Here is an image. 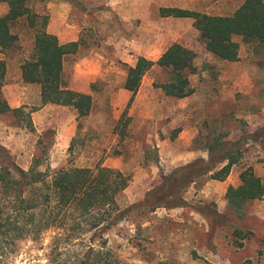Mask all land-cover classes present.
Returning a JSON list of instances; mask_svg holds the SVG:
<instances>
[{
	"label": "rangeland",
	"instance_id": "obj_1",
	"mask_svg": "<svg viewBox=\"0 0 264 264\" xmlns=\"http://www.w3.org/2000/svg\"><path fill=\"white\" fill-rule=\"evenodd\" d=\"M35 1L31 0L35 11L42 14L49 13L52 1L71 7L70 21L81 28L79 40L84 42L77 54L66 59L65 80L70 88L92 94L94 109L79 122L72 108L52 107L46 114L35 115L33 130L12 115H1L0 154L7 150L25 170L40 156L43 172L97 165L119 169L131 176L119 196L125 209L142 202L162 174L199 158L209 159L205 147L216 140L237 146L233 152L237 163L225 181L211 175L198 179L182 194L183 207L154 212L135 209L107 232L108 247L123 264H243L248 259L264 264V201H250L236 210L226 199L228 187L239 186L240 174L247 168L264 181V55L257 56L238 36L234 40L239 44V59L220 60L206 50L192 19L177 24L161 20L162 29L174 32L160 36L164 45L180 43L196 53L197 71L190 77L194 93L184 99L166 96L154 87L164 78L156 68L143 78L127 108L132 97L123 89L130 66L127 58L134 63L140 56L157 60L159 54L150 50L149 35L137 32L141 21H125L106 5L108 0H82L85 11L64 0ZM243 2L177 0L179 8L215 16L233 15ZM159 14L158 9H149L151 18ZM14 32L20 36L21 50L7 56L9 82L21 84L20 62L32 54L33 33L23 24L16 25ZM25 86L30 103L26 111L35 113L42 106L40 87ZM253 134L255 139L249 137ZM42 137L43 155L38 149ZM73 138L77 142L70 150ZM75 244L67 248L85 250ZM48 254L31 242L21 243L9 263L53 264Z\"/></svg>",
	"mask_w": 264,
	"mask_h": 264
},
{
	"label": "trees",
	"instance_id": "obj_2",
	"mask_svg": "<svg viewBox=\"0 0 264 264\" xmlns=\"http://www.w3.org/2000/svg\"><path fill=\"white\" fill-rule=\"evenodd\" d=\"M46 1L52 0L35 2ZM64 1L85 11L82 0ZM30 2L0 0L8 5V12L0 17V53L7 58L21 50L20 36L14 28L18 24L26 26L33 33V50L30 57L20 62L23 82L40 86L42 106L72 108L80 122L92 113L94 98L92 94L69 87L65 80V61L80 51L84 39L61 43L56 35L47 31L49 15L35 11L34 3ZM160 13L164 17L192 19L206 50L220 60L235 62L239 59V44L234 40L238 36L257 56L264 55V0H244L230 16L181 8H161ZM195 59L196 53L180 43L170 45L157 61L140 56L134 66H127L123 89L132 93L127 108L134 101L143 78L156 68L162 71L164 78L154 82L155 88L176 99L191 96L194 88L190 77L197 71ZM6 75L7 62L1 60L0 115H12L20 125L24 122L25 127L33 130L35 110L27 112L26 106L11 108L1 91ZM91 88L95 91V84ZM126 112L127 109L123 116ZM249 137L255 139L256 134ZM76 142L77 138H73L70 150ZM38 147L42 155L46 153L43 137ZM205 148L209 159L199 158L169 174H162L159 184L142 202L125 209L119 203V196L129 186L131 176L119 169L97 165L43 172L39 170L43 162L40 156L25 170L4 150L0 154V264H10L9 259L18 254L19 245L27 242L46 249L53 264H123L108 247L106 234L110 229L127 219L135 209L154 212L159 208L183 207L186 201L182 194L198 179L211 175L212 179L223 182L230 175L237 163L233 156L237 146L229 147L216 140ZM222 163L225 164L220 167ZM240 181L239 186L227 189L230 207L237 210L247 202L264 201V181L253 168L241 172ZM213 215L218 217L219 213L213 212ZM237 233L241 235L239 230ZM74 244L85 246V250L67 248ZM243 264L260 263L248 259Z\"/></svg>",
	"mask_w": 264,
	"mask_h": 264
},
{
	"label": "crops",
	"instance_id": "obj_3",
	"mask_svg": "<svg viewBox=\"0 0 264 264\" xmlns=\"http://www.w3.org/2000/svg\"><path fill=\"white\" fill-rule=\"evenodd\" d=\"M106 5L117 11L119 15L123 16L125 21L126 20L129 22H135L137 20L141 21L140 26L137 27V32L140 34L149 35L150 42H152L151 44H153L150 50L155 49L156 51H158L159 53L157 57L158 59L167 50V48L170 45H172V44L168 46L164 45L163 39H161L160 36L169 37L171 35L172 36L174 35V32L172 30L170 29L164 30L161 28L160 26L161 20L163 21L169 20L175 24H177L179 21L187 22V20H189L188 18L164 17L161 15V13L159 14L158 18L150 17L149 9L151 8L158 9L159 12L161 8H179L177 4V0H108V3ZM181 9H187V8L185 7ZM48 10H49L48 13L49 23L47 26L48 33L56 35L60 40V42L63 44L79 41L81 28L73 21H70L69 13L71 11V7L66 3L52 1L48 4ZM7 12H8V5L6 3H0V17L4 16ZM136 46L140 48V51L142 50V46L140 44L138 45L136 44ZM151 59L152 58H150V60ZM1 60H6L7 62L6 56L2 53H0V61ZM157 60H153V61H157ZM131 61L133 62V58L131 57L127 58L126 60V62H128L130 66H134L137 62L134 61V63H132ZM81 72L83 73V71ZM9 74H10L9 64L7 62L6 81L1 91L6 97L11 108H20L23 106L30 105L29 101L26 98V92H25L26 91L25 89H27L25 85L28 86L29 84L23 82L21 76V70L19 77L21 80L22 87L20 86L21 84L10 83ZM125 91L129 92L127 90ZM52 107H62V106L51 105V104L46 106H40V110L33 113L32 119L35 121V117H37L35 115L37 113H39V115L46 114L49 112V109H51ZM0 139H2V137H0Z\"/></svg>",
	"mask_w": 264,
	"mask_h": 264
}]
</instances>
